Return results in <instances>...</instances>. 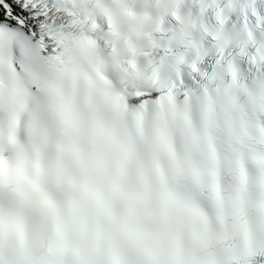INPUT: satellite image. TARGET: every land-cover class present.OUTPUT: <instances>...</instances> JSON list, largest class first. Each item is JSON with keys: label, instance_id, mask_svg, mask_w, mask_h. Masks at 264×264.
Returning <instances> with one entry per match:
<instances>
[{"label": "snow or ice", "instance_id": "snow-or-ice-1", "mask_svg": "<svg viewBox=\"0 0 264 264\" xmlns=\"http://www.w3.org/2000/svg\"><path fill=\"white\" fill-rule=\"evenodd\" d=\"M0 264H264V0H0Z\"/></svg>", "mask_w": 264, "mask_h": 264}]
</instances>
